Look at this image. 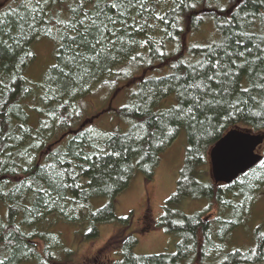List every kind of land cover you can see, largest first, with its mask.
Here are the masks:
<instances>
[{
  "label": "trees",
  "instance_id": "trees-1",
  "mask_svg": "<svg viewBox=\"0 0 264 264\" xmlns=\"http://www.w3.org/2000/svg\"><path fill=\"white\" fill-rule=\"evenodd\" d=\"M2 1L0 204L5 206V214L0 215V258L6 255L11 264H57L60 260L56 252L62 249V241L59 233L48 227L51 217L88 223L91 237L97 235L99 224L117 222L119 228L130 225L131 219L115 215L116 196L128 187L137 171L150 180L160 153L184 129V164L175 192L164 202L161 219L164 229L179 234L175 252L137 255L133 251L136 239L119 234L107 241L111 248L119 243L122 247L121 258L115 264H205L206 259L215 264H264V235L255 237L253 250L227 251L226 246V235L238 219L241 223L248 216L256 193L264 185L261 162L246 172L247 177L244 173L229 184L203 181L198 170L206 162L210 147L229 129L264 135V88L250 84L264 69V62L254 61L252 77L247 71L234 76V90L225 99L239 98L240 111L230 121L224 120L228 114L225 108L207 113L214 117L213 123L218 117L223 125L211 135H202L199 125L193 128L187 121L178 126L170 119L161 120L160 114L169 109L158 108L167 96L174 95L178 102L188 84L213 75L216 61H222L226 69L229 60L225 52L236 50L235 41L240 40L241 51L253 48L249 56L253 59L257 55L254 45L264 48V20L259 18L264 6L256 0H248L239 8H234L237 0H184L183 5L180 0H100L98 7L97 0H83V7L81 0ZM192 2L195 8L187 6ZM113 3L116 8L111 7ZM72 9H77L75 14ZM246 14L255 15L254 24L232 19ZM81 19L86 25L92 20L107 25L103 43L95 51L89 45H80L79 37L75 43L69 39L77 35V30L83 32V27L75 24ZM208 20L215 37L192 40L182 50L185 36ZM96 31L92 28L88 34L92 43ZM241 32L252 35V40L238 35ZM42 37L55 41V62L42 82L36 84L25 76V70L34 59L32 44ZM76 51L91 58L71 63L70 57ZM232 59L241 62L236 56ZM161 65L168 72L158 77L142 75L129 103L119 110L128 121L127 132H101L89 124L78 128L85 121L78 117L79 102L95 88L112 83L125 68L141 66L150 71ZM210 83L217 87L214 81ZM241 87L250 91L241 92ZM189 91L198 94L196 89ZM29 109L37 113V127L29 124ZM57 134L64 137L59 140ZM253 169L260 179L253 178ZM98 198L108 201L92 209L91 202ZM185 198L205 199L206 207L185 215L174 209ZM213 204L219 205L216 214L205 220ZM37 239L43 243L41 250L35 243Z\"/></svg>",
  "mask_w": 264,
  "mask_h": 264
},
{
  "label": "rangeland",
  "instance_id": "rangeland-1",
  "mask_svg": "<svg viewBox=\"0 0 264 264\" xmlns=\"http://www.w3.org/2000/svg\"><path fill=\"white\" fill-rule=\"evenodd\" d=\"M4 2L6 1H2L1 4ZM213 37L215 36L212 22L208 20L197 31H191L185 36L182 50L192 40L201 42L202 40L208 41ZM55 46L54 40L45 37L39 38L32 44L34 59L25 70V76L32 82L41 83L47 69L54 64ZM122 71L123 74L115 78L112 83L95 88L92 93L79 102L78 117H81V120L89 121L86 124L93 125V129L106 133L127 132L128 121L126 116L120 115L119 110L129 103L131 93L137 89V80L144 74L151 77L165 75L168 68L161 65L150 71H144L141 66H131ZM176 103L175 96L169 95L161 100L158 108L170 109ZM27 113L30 117L29 124L32 127H37V113L33 109H29ZM59 134L57 136H60ZM50 141L53 142L54 139ZM186 148L187 134L183 129L160 153L159 162L152 178L146 180L143 174L137 171L128 187L116 196L114 200L115 215L119 218L128 217L131 219L130 225L119 228L117 222L99 224L97 225V235L91 237L88 235L89 229H91L90 224L71 223L51 217L48 227L53 232L59 233L62 241V249L56 252L57 254L55 253L57 259L60 260L57 264H115L121 258L122 247L119 243L111 248L107 245V241L119 234H124L122 236L132 235L136 239L133 251L137 255L174 253L179 241V234L176 231L164 229L161 226V219L165 200L175 192L179 173L184 164ZM260 151L264 155V146ZM198 170L201 180L211 179L208 156L206 162ZM107 201L106 198L95 199L91 202V207L98 209L104 206ZM206 204L205 199L185 198L175 205L174 209L190 216L205 208ZM218 206L213 204V209L205 215V220L214 217ZM225 212V209L221 211L223 214ZM4 214L5 206L0 204V215L4 216ZM241 217L243 216L240 215V219ZM177 218L174 217L173 220ZM238 220L235 228L226 235L228 236L227 251L253 250L256 245L255 237L264 235V185L256 193L248 216L241 223ZM35 243L38 250H41L43 243L38 239L35 240ZM204 263L215 264V261L206 259Z\"/></svg>",
  "mask_w": 264,
  "mask_h": 264
},
{
  "label": "snow or ice",
  "instance_id": "snow-or-ice-1",
  "mask_svg": "<svg viewBox=\"0 0 264 264\" xmlns=\"http://www.w3.org/2000/svg\"><path fill=\"white\" fill-rule=\"evenodd\" d=\"M26 2H31V0H26ZM45 3L48 0H44ZM100 0H97L96 7L99 6ZM248 0H237L234 8H239L241 5L247 3ZM256 2L264 6V0H256ZM180 4H184V0H180ZM188 7L195 8L196 3L192 2L187 5ZM80 7H83V0H81ZM112 8H116V3L111 5ZM75 14L77 9H72ZM102 13H97V16ZM87 18V13L84 14ZM261 20H264V12L260 14L259 17ZM34 19V17H33ZM232 19H242L245 24L255 23L256 17L254 14L248 15L246 14L244 17H236L233 16ZM108 22H112L111 17H106ZM59 22V21H58ZM230 24L231 21H228ZM75 24H79L83 27V32L77 30V35L69 37L74 43L77 40V37L80 38V45H89L93 51H95L98 45H102L103 43V31L107 30V25L101 21L97 24L96 20H92L91 25H86L85 20L81 19L75 22ZM75 24L71 25V27L75 30ZM92 28H96V34L93 36L94 43L88 40V34L90 33ZM103 29V30H102ZM238 35L244 37L246 36L249 41L252 40V35H249L246 32H241ZM236 50L235 51H226L225 55L228 57L229 63L227 68H223L222 61H216L212 66L216 69L213 75H207L204 80L198 81L196 83L188 84L185 87V91L181 93L182 99L177 102L176 105L173 106L172 109H169L166 113L160 114V119H170L177 123L179 126L183 122L187 121L191 127L195 128L197 125L202 129V135H211L215 133L217 129L221 128L223 125L219 118H216V122L213 123V116L208 115L209 111H213L216 108H225L227 111V115L224 116L225 121H230L235 113L239 112L240 109L238 104L240 103L239 98L235 101H229L225 99L226 96H230L232 91L234 90V76L238 75L241 71H247L249 76L252 77L254 61L259 60L264 62V48L260 47V44L254 45L257 55L254 56L253 59H249V56L253 53V48L245 47L243 51L240 50L241 42L240 40L235 41ZM79 46V45H78ZM231 47V45H228ZM247 53V55H246ZM99 54V53H97ZM232 56H236L241 62L237 63L236 60L232 59ZM91 57H85L79 51L74 52L70 57L71 63H76L78 60L90 59ZM135 59V57H133ZM233 65L235 68L233 69ZM195 71V70H194ZM264 80V69H261L256 73L255 77L250 80V84L252 87L256 88H264V83L260 81ZM214 81L217 85L216 88H213L211 83ZM2 83V82H0ZM189 89L198 90V94H194ZM241 92L248 93L250 88L241 87L239 89ZM211 97V98H208ZM230 109V111H228ZM202 115L203 119H200L199 116ZM178 130V128H177ZM171 135V132H169ZM163 143V140H161ZM118 155V153H116ZM88 159V157H85ZM260 168L264 169V161H261ZM245 176H248V173H245ZM252 176L255 179H260L256 176V170H252ZM91 231V229H89ZM4 239H9V237H4ZM9 245H5L8 247ZM255 252L253 251V255ZM0 264H11L10 259L5 255L3 258H0Z\"/></svg>",
  "mask_w": 264,
  "mask_h": 264
},
{
  "label": "water",
  "instance_id": "water-1",
  "mask_svg": "<svg viewBox=\"0 0 264 264\" xmlns=\"http://www.w3.org/2000/svg\"><path fill=\"white\" fill-rule=\"evenodd\" d=\"M86 123L87 120L83 121L78 128H82ZM69 132L74 133L75 130ZM63 137L64 134L59 140ZM263 142V134L240 128L229 129L208 152L210 177L213 182L229 184L256 166L263 159V155L256 152L257 147Z\"/></svg>",
  "mask_w": 264,
  "mask_h": 264
},
{
  "label": "flooded vegetation",
  "instance_id": "flooded-vegetation-1",
  "mask_svg": "<svg viewBox=\"0 0 264 264\" xmlns=\"http://www.w3.org/2000/svg\"><path fill=\"white\" fill-rule=\"evenodd\" d=\"M263 146H264V142L257 147L256 152L262 154V152L260 150L263 148ZM146 227H148V226L146 225Z\"/></svg>",
  "mask_w": 264,
  "mask_h": 264
}]
</instances>
